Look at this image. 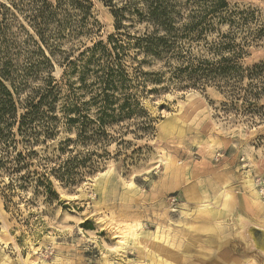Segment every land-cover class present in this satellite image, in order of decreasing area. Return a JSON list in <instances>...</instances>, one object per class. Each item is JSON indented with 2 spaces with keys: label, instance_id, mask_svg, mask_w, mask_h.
<instances>
[{
  "label": "rangeland",
  "instance_id": "obj_1",
  "mask_svg": "<svg viewBox=\"0 0 264 264\" xmlns=\"http://www.w3.org/2000/svg\"><path fill=\"white\" fill-rule=\"evenodd\" d=\"M125 1L114 4L127 16L122 33L145 34V20L134 5L124 9ZM228 3L264 24V0ZM94 16L100 29L83 39L88 47L118 35L110 7L96 2ZM249 55L247 64L262 61L264 42ZM141 60L144 54L132 66ZM158 67L143 62L140 69ZM65 74L56 64L53 75L69 93L66 84L78 85L77 76ZM160 85L149 83L155 91L148 94L144 84L136 90L150 127L134 129L143 116L130 121L127 144L108 148L97 171L79 184L52 179L58 199L37 196L33 187L6 190L8 181L0 182V264H264L246 234L251 226L264 228V97L251 124L222 113L224 98L215 88ZM74 136L62 125L48 149ZM128 222L139 223V239L122 248L120 232Z\"/></svg>",
  "mask_w": 264,
  "mask_h": 264
},
{
  "label": "trees",
  "instance_id": "obj_2",
  "mask_svg": "<svg viewBox=\"0 0 264 264\" xmlns=\"http://www.w3.org/2000/svg\"><path fill=\"white\" fill-rule=\"evenodd\" d=\"M96 2L111 8L118 35L88 47L83 39L100 29ZM124 3L145 20V34L122 33L127 16H120L115 0L0 2V182L8 181L6 190L33 187L51 202L58 199L52 179L74 186L95 173L108 148L127 144L130 121L143 116L134 129L150 127L136 93L143 84L145 94L155 91L149 83H161L163 90L215 88L224 98L222 113L254 123L264 97V59H246L250 48L264 42L258 18L231 11L228 0ZM141 54L145 61L132 66ZM143 62L159 67L144 74ZM56 64L65 67L68 79L77 76L78 85L66 84L69 93L53 75ZM62 125L75 136L50 151L47 143Z\"/></svg>",
  "mask_w": 264,
  "mask_h": 264
},
{
  "label": "water",
  "instance_id": "obj_3",
  "mask_svg": "<svg viewBox=\"0 0 264 264\" xmlns=\"http://www.w3.org/2000/svg\"><path fill=\"white\" fill-rule=\"evenodd\" d=\"M255 250L264 255V228L251 226L246 232Z\"/></svg>",
  "mask_w": 264,
  "mask_h": 264
},
{
  "label": "bare ground",
  "instance_id": "obj_4",
  "mask_svg": "<svg viewBox=\"0 0 264 264\" xmlns=\"http://www.w3.org/2000/svg\"><path fill=\"white\" fill-rule=\"evenodd\" d=\"M123 228L124 229L121 228L122 230L119 232L121 233V241H123V245L121 247L125 248L124 245L127 246L129 242L133 243L139 239V235L136 233L139 229V223L128 222Z\"/></svg>",
  "mask_w": 264,
  "mask_h": 264
}]
</instances>
